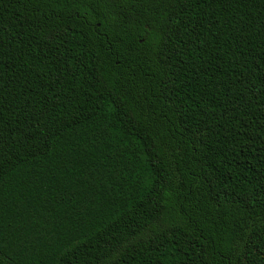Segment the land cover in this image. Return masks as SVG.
Wrapping results in <instances>:
<instances>
[{
  "label": "trees",
  "instance_id": "obj_1",
  "mask_svg": "<svg viewBox=\"0 0 264 264\" xmlns=\"http://www.w3.org/2000/svg\"><path fill=\"white\" fill-rule=\"evenodd\" d=\"M0 264H264V0H0Z\"/></svg>",
  "mask_w": 264,
  "mask_h": 264
}]
</instances>
